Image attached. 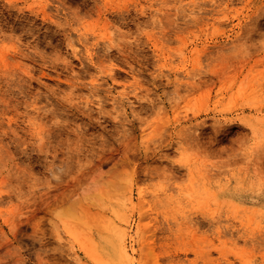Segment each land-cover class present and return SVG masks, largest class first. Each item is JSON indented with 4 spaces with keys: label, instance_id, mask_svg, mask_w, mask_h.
<instances>
[{
    "label": "rangeland",
    "instance_id": "1",
    "mask_svg": "<svg viewBox=\"0 0 264 264\" xmlns=\"http://www.w3.org/2000/svg\"><path fill=\"white\" fill-rule=\"evenodd\" d=\"M0 264H264V0H0Z\"/></svg>",
    "mask_w": 264,
    "mask_h": 264
},
{
    "label": "bare ground",
    "instance_id": "2",
    "mask_svg": "<svg viewBox=\"0 0 264 264\" xmlns=\"http://www.w3.org/2000/svg\"><path fill=\"white\" fill-rule=\"evenodd\" d=\"M137 243L140 244V241H137ZM115 245H116V249L120 257L124 261H128L130 257L132 256L133 250L131 251V249L128 248L125 238L120 237L119 239H117Z\"/></svg>",
    "mask_w": 264,
    "mask_h": 264
}]
</instances>
